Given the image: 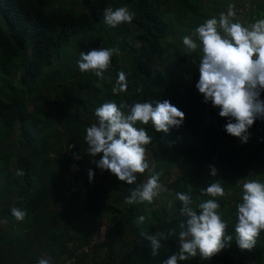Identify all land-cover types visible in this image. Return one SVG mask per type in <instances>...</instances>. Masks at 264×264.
Segmentation results:
<instances>
[{"label": "trees", "instance_id": "1", "mask_svg": "<svg viewBox=\"0 0 264 264\" xmlns=\"http://www.w3.org/2000/svg\"><path fill=\"white\" fill-rule=\"evenodd\" d=\"M195 2L177 3L206 16ZM116 4L135 13L131 23H124L131 26L128 41L119 25L104 28L103 9L115 10ZM216 7L214 14L224 12L225 0ZM190 27L173 18L171 0H0V264H38L40 258L51 264H85L90 256L84 248L92 252L100 245L92 241L98 235L101 212L112 214L117 237L129 236L121 239L117 254L108 253L107 264H161L178 251V239L170 237L160 254L152 256L141 233L180 231L184 218L177 192L190 193L194 207L216 199L228 223L225 236L232 237L230 246L211 259L197 255L178 264H234L238 257L241 264H264V231L251 250H241L234 228L243 183H264V115L249 129L246 143L224 131L228 118L220 117L211 102L204 103L195 87L199 79L195 52L169 40ZM91 33L119 40L122 55H113L103 79L77 66L81 52L114 47L108 40H90ZM120 71L126 74L128 89L113 93ZM163 100L185 113L182 125L168 133L157 132L151 122L137 127L153 137L145 146L149 165L179 173L167 185L175 198L170 206L147 211L145 202L126 204L125 197L144 180L138 173L133 185L119 181L115 203L109 202L108 179L113 174L97 170L82 139L86 129L98 122L95 109L105 102L155 106ZM122 111L127 114L128 109ZM210 165L217 175H210ZM52 167L58 174L49 172ZM89 169L98 171L94 183L88 180ZM18 170L24 174L16 175ZM215 182L224 188L223 197L201 195L202 188ZM13 207L26 210L23 221L11 215ZM139 216L145 217L144 222L134 225Z\"/></svg>", "mask_w": 264, "mask_h": 264}, {"label": "clouds", "instance_id": "2", "mask_svg": "<svg viewBox=\"0 0 264 264\" xmlns=\"http://www.w3.org/2000/svg\"><path fill=\"white\" fill-rule=\"evenodd\" d=\"M134 15L126 6L115 10L112 7L103 9V20L111 27L131 23ZM235 16V5L229 4L227 11L219 13L218 18L206 19L191 35L183 36L182 43L188 53L200 48L203 54L195 85L203 95V102H211L213 107L219 108L218 115L228 118L224 131L246 143L250 136L249 129L264 115V99H261V92H264V18L245 26L233 22ZM114 54H119V48H93L87 53H80L77 66L81 72L93 71L103 79ZM117 77L113 93L126 92V74L120 71ZM137 91L142 89L138 88ZM124 108L128 109L127 114L122 111ZM95 116L98 122L86 129L85 140L90 156L101 153L102 156L92 162L100 170H107L118 180L133 185L137 180L136 174L150 169L145 146L153 140L145 128L136 126L137 123L147 125L151 122L157 132L168 133L170 128L182 125L185 113L168 100H163L155 102V106L152 102L119 106L115 102H105L95 109ZM209 169L211 176L217 175L214 166L210 165ZM23 174V170L16 173L18 176ZM94 175L93 170L89 169L90 183ZM161 175L162 172H157L155 164H152L146 182L133 188L125 197V203L151 204L161 191H167L160 183ZM242 189V201L236 205V243L241 250H251L264 231V183L247 180ZM201 195L223 197L225 190L220 182H215L202 188ZM176 197L181 203L180 216L184 218L178 225L180 231L170 229L167 233H141L143 239L149 242L152 256L160 254L164 242L170 237L178 239V251L161 264H178L197 255L202 260H209L230 246L232 237L225 236L228 223L222 219L219 211L221 205L216 199L202 201L194 207L190 193L177 192ZM26 214V210L17 207L11 209V215L17 221H23ZM144 220V216H139L137 223ZM38 264H51V261L40 258Z\"/></svg>", "mask_w": 264, "mask_h": 264}, {"label": "rangeland", "instance_id": "3", "mask_svg": "<svg viewBox=\"0 0 264 264\" xmlns=\"http://www.w3.org/2000/svg\"><path fill=\"white\" fill-rule=\"evenodd\" d=\"M178 1L182 2V0H171L173 18L177 17V18H179L181 23L190 24V25H192V27H190V29L184 28L185 34H181V32H180L179 34H175L174 36L169 37L170 42H172L173 40L177 41V42H182L183 36L191 35L194 32L195 28L198 27L200 24H202L206 19L212 18L214 16L218 18V15L214 14L212 9L213 8L217 9L216 4H219L220 0H215V2H213L211 0H197V2H195L196 6H199L200 11L202 13H204L206 16L198 15V14L195 15V14L191 13L185 6L182 5V3H181L182 7L179 8V4L177 3ZM197 3H198V5H197ZM225 3L227 6L229 4L235 5L236 16H235L233 22H240L245 26H250L252 23L255 22L256 19L264 18V0H225ZM118 6L119 5L116 4L115 7H118ZM78 7H80L79 4H78ZM226 11H227V8L224 10V12H226ZM258 11L260 12L259 14H258ZM104 28H106V30H108V25H105ZM118 31L121 32L126 37L124 41L129 40V31H131V26L129 24H123V26H122V24H120L118 26ZM89 39L92 41H99L100 43H103L106 40L113 42L114 47L119 48V54H116V55L117 56L122 55L121 49L118 45L119 40L113 38L110 35L106 36L103 33H101V34L91 33V34H89ZM193 39H196V37L193 36ZM84 43L85 44H83V45H86L87 40H85ZM90 49L91 48H89V50ZM195 54H196V56L193 58V60L197 65H199L200 59L203 55L200 48L197 49ZM44 96H46L45 93H44ZM29 108L31 110V107H29ZM138 124H139V122L137 123L136 126H138ZM85 136L86 135L84 132L82 139L83 138L85 139ZM101 156H102V153L97 154L94 157L95 161H98L101 158ZM49 158H52V157H49ZM94 165L96 166L95 163H94ZM151 166H150L149 170H146V172L143 173L144 180H142L141 184L146 182L148 176L150 175ZM71 169L74 170V167H72ZM97 170L99 171L100 169L98 168ZM155 170L157 172H162V175L160 176V183L166 189H167L168 183L173 181L174 179H177L179 176V173L176 170L167 169L163 165H160V164H155ZM98 171H95L96 175H98L97 174ZM49 172H54L55 174H58V169L56 167H52L49 170ZM97 180L93 179L92 183L96 182ZM108 180H110V182H111V189H110V191H111L110 195L111 196L109 197L108 200H110L109 202L114 204L115 201H114L113 196H116L119 194L117 186H118L120 180H118L115 175L111 176ZM174 198H175V196L173 195L172 191H170L168 189H167V191H161L160 195L158 197H156L151 204L145 202L144 210L147 211L148 209H150V210L156 209L161 204L162 205L166 204V205L170 206ZM146 205H149V206L146 207ZM97 218L99 219L98 221H96V227H99V231H98V235H97L98 237L95 236L93 238L92 242H96V243L100 242V245H98L97 250H93L92 252L91 251L86 252V253H88V256H90V257H88V258L86 257L87 259L85 258L86 259L85 264H107L108 253L111 252L113 254H117V252H118V250L122 244L121 239H124V240L129 239L128 235H121V236L117 237L114 234V233H116V228H115L114 223L111 219L112 214H110V213L106 214L105 212H101L97 216ZM89 219L92 220L93 219L92 216H89ZM132 223L135 225L137 223V219L134 220ZM3 226H5V224H3ZM87 249L88 248L85 247L84 251H86ZM205 264H209V263L206 262ZM234 264H241V258L238 257L235 260Z\"/></svg>", "mask_w": 264, "mask_h": 264}]
</instances>
